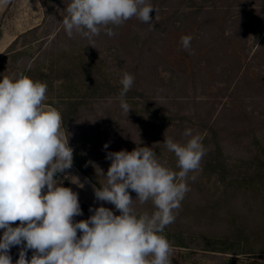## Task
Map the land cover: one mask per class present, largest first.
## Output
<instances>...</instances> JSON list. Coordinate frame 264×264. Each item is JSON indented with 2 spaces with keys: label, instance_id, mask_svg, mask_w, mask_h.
<instances>
[{
  "label": "rangeland",
  "instance_id": "rangeland-1",
  "mask_svg": "<svg viewBox=\"0 0 264 264\" xmlns=\"http://www.w3.org/2000/svg\"><path fill=\"white\" fill-rule=\"evenodd\" d=\"M146 2L155 9L154 29L133 17L109 26L114 36L102 28L89 40L64 31L70 0H10L0 6V80L24 74L47 84L44 103L67 109L70 124L62 120L61 132L99 186L108 152L151 147L178 172L165 137L184 144L185 129L199 134L205 155L162 233L172 264H264V0ZM185 35L192 37L190 51L181 45ZM124 73L134 76L125 97L129 113L118 98ZM56 181L78 193L83 215L75 221L101 205L120 214L95 200L99 186L74 161ZM129 194L137 214L156 210ZM240 229L250 244L238 238ZM19 251L9 252L13 264Z\"/></svg>",
  "mask_w": 264,
  "mask_h": 264
},
{
  "label": "clouds",
  "instance_id": "clouds-1",
  "mask_svg": "<svg viewBox=\"0 0 264 264\" xmlns=\"http://www.w3.org/2000/svg\"><path fill=\"white\" fill-rule=\"evenodd\" d=\"M9 3L0 0V6ZM153 11L146 0H70L62 23L69 38L75 31L91 40L102 28L114 36L113 27L133 17L154 29ZM191 40L181 38L184 50L190 51ZM120 84V107L129 113L125 97L134 76L124 73ZM47 91L46 83L24 74L0 80V264H13L14 246L20 247L15 264H172L173 249L162 233L189 191V173L200 168L202 137L191 129L183 133L190 137L184 144L165 137L178 172L161 163L151 147L108 152L106 175L99 169L106 182L93 187L94 197L120 214L101 205L89 208L88 219L75 221L83 215L78 193L55 179L73 166V149L61 132V113L44 103ZM129 190L142 204L151 200L156 210L137 214Z\"/></svg>",
  "mask_w": 264,
  "mask_h": 264
},
{
  "label": "trees",
  "instance_id": "trees-1",
  "mask_svg": "<svg viewBox=\"0 0 264 264\" xmlns=\"http://www.w3.org/2000/svg\"><path fill=\"white\" fill-rule=\"evenodd\" d=\"M69 103H73V102H66V104H68V107L69 108ZM61 116H62V120H63V125L65 127H67L69 124H70V119H69V114L67 113V109L66 110H62L61 109ZM73 161H74V164L83 172L85 173L97 186H99V182L92 176V174L87 171V169L78 161L77 157L76 156H73ZM62 177V174L61 175H57L56 179H59ZM255 178V177H253ZM252 183V182H251ZM227 184V183H226ZM250 184V183H249ZM100 187V186H99ZM252 187V184H251V187L249 188H245L247 190H250ZM208 206V205H207ZM209 208V206H208ZM242 229H240L239 231H237V233H239ZM236 234V233H235ZM238 238H244L245 239V242L246 244H250L249 242L251 241V237L247 234V233H239L238 235Z\"/></svg>",
  "mask_w": 264,
  "mask_h": 264
}]
</instances>
